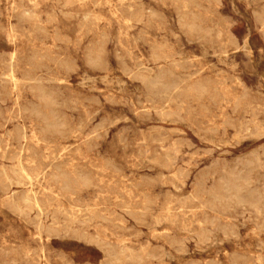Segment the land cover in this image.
Returning a JSON list of instances; mask_svg holds the SVG:
<instances>
[{
	"label": "rangeland",
	"instance_id": "1",
	"mask_svg": "<svg viewBox=\"0 0 264 264\" xmlns=\"http://www.w3.org/2000/svg\"><path fill=\"white\" fill-rule=\"evenodd\" d=\"M262 5L0 0V264H263Z\"/></svg>",
	"mask_w": 264,
	"mask_h": 264
},
{
	"label": "bare ground",
	"instance_id": "2",
	"mask_svg": "<svg viewBox=\"0 0 264 264\" xmlns=\"http://www.w3.org/2000/svg\"><path fill=\"white\" fill-rule=\"evenodd\" d=\"M31 1V0H30ZM209 1V0H208ZM221 1V0H220ZM250 1V0H249ZM206 2H207V0H206ZM211 2V1H210ZM212 3V2H211ZM257 3V2H256ZM214 4V3H213ZM250 4V3H249ZM254 4V3H253ZM182 5V4H181ZM189 5V4H188ZM190 6V5H189ZM262 7H264V5H262ZM181 8V7H180ZM190 8H192V7H190ZM262 9V8H261ZM264 9V8H263ZM262 9V10H263ZM257 11V10H256ZM255 11V12H256ZM264 11V10H263ZM192 12H193V10H192ZM195 12V11H194ZM193 12V14H195ZM27 13H29L28 11H27ZM257 13V12H256ZM259 13V12H258ZM9 14V13H8ZM24 14H26L25 12H24ZM155 14V13H154ZM156 15V14H155ZM258 15H260V14H258ZM262 15H263V12H262ZM262 15H260V16H262ZM259 16V17H260ZM195 17V16H194ZM18 18V17H17ZM183 18V17H182ZM195 19H196V17H195ZM197 20V19H196ZM196 22V21H195ZM194 21H191L190 23H189V27H190V29H192V31H194L195 29H197V24L195 23ZM11 23V22H10ZM183 24V23H182ZM99 25H101V24H99ZM96 26H98V25H96ZM199 26V25H198ZM187 29V28H186ZM99 30V29H98ZM182 30V29H181ZM103 31V30H102ZM184 31V30H183ZM231 31V30H230ZM105 32V31H104ZM97 33H100L99 31L97 32ZM146 34V33H145ZM184 34H185V32H184ZM106 36H108L107 35V33H106ZM96 37V36H95ZM93 38V37H92ZM95 39V38H94ZM104 39V38H103ZM237 39V38H236ZM248 39V38H247ZM246 39V40H247ZM237 42V41H236ZM241 42V41H240ZM163 44V43H162ZM232 45H233V43H232ZM235 45H236V43H235ZM245 45V44H244ZM246 46V45H245ZM104 47V46H103ZM164 47V46H163ZM237 47H238V45H237ZM106 48V47H105ZM252 50V49H251ZM92 51V50H91ZM157 52V51H156ZM225 52H227L226 50H225ZM156 54V53H155ZM217 55H221V54H218V53H216ZM227 54V53H226ZM254 54V53H253ZM67 56V55H66ZM102 57V56H101ZM202 57V56H201ZM219 57V56H218ZM252 57H253V55H252ZM58 59H59V57H58ZM106 59V58H105ZM96 60V59H95ZM94 60V61H95ZM109 60V59H108ZM158 60V59H157ZM184 60V59H183ZM177 61V60H176ZM172 62V61H171ZM75 63H76V61H75ZM74 63V64H75ZM126 63V62H125ZM223 63V62H222ZM186 64V63H185ZM211 64V63H210ZM217 64V63H216ZM10 65H13V62L11 61V64ZM143 65H144V63H143ZM174 65V64H173ZM184 65V64H183ZM182 65V66H183ZM187 65V64H186ZM218 65V64H217ZM145 66V65H144ZM175 66V65H174ZM177 66V65H176ZM178 67V66H177ZM184 67H185V65H184ZM126 68V67H125ZM165 69H166V67H164ZM181 68V67H180ZM185 68H188V65H187V67H185ZM127 71V70H126ZM125 71V72H126ZM214 71V70H213ZM212 71V72H213ZM12 72H13V69H12ZM200 72H201V70H200ZM112 73H113V71H112ZM124 73V72H123ZM127 73V72H126ZM192 73H193V71H192ZM214 73V72H213ZM125 74V73H124ZM128 74V73H127ZM127 74H125V75H127ZM187 74V73H186ZM195 74V73H194ZM217 74V73H216ZM53 76V75H52ZM52 76H51V78H52ZM88 76H90V74L88 73ZM110 76V75H109ZM167 76V75H166ZM187 76H189V75H187ZM218 76V75H217ZM54 77V76H53ZM57 77V76H56ZM92 77V76H91ZM90 77V78H91ZM94 77V76H93ZM92 77V78H93ZM130 77V76H129ZM207 77H209V76H207ZM90 78H88V80H90ZM136 78V77H135ZM54 79V78H53ZM52 79V80H53ZM85 79V78H84ZM113 79V78H112ZM123 79V78H122ZM239 79V78H238ZM22 80V79H21ZM55 80H57V78H55ZM150 80V79H149ZM64 81V80H63ZM88 82V81H87ZM77 83V82H76ZM85 83V82H84ZM155 83V82H154ZM153 83V84H154ZM211 83V82H210ZM118 84H119V82H118ZM166 85H167V83H165ZM180 84V83H179ZM179 84H177V85H179ZM234 84V83H233ZM12 85V84H11ZM121 85V84H120ZM155 85H156V83H155ZM155 85H154V87H155ZM164 85V84H163ZM164 86L165 87V89L167 90V91H170V90H172V85H169V86ZM215 85V84H214ZM13 86V85H12ZM148 86V85H147ZM204 86H206V85H203V83H202V81L201 82H199L198 84H194V85H190L189 87H188V91H186L188 94H190L192 91H194V90H198L197 92H198V94H199V92H200V90L201 89H203V87ZM180 87V86H179ZM177 88V87H176ZM96 89V88H95ZM179 89V88H178ZM204 89H206V88H204ZM204 89H203V91H204ZM247 89V88H246ZM206 91V90H205ZM158 92H161L160 90L158 91ZM157 92V93H158ZM259 92V91H258ZM154 93V92H153ZM166 93V92H165ZM241 93V92H240ZM136 94V93H135ZM150 94H151V92H150ZM168 94V93H167ZM151 95H153V94H151ZM165 95V94H164ZM203 94H201V96H202ZM130 96H132V95H130ZM191 96V95H190ZM197 97H199L200 98V96H198V95H196ZM98 97V96H97ZM168 97V96H167ZM194 97V96H193ZM100 98V97H99ZM161 98H162V95H161ZM227 98V97H226ZM225 98V99H226ZM261 98V97H260ZM101 99V98H100ZM249 99V98H248ZM200 100V99H199ZM229 100V99H228ZM41 102V101H40ZM96 102V101H95ZM55 103V102H54ZM185 103V102H184ZM203 103V102H202ZM131 104H132V102H131ZM19 105V104H18ZM146 105V104H145ZM202 105V104H201ZM144 108V107H143ZM147 108V107H146ZM145 109V108H144ZM136 111V110H135ZM165 111V110H164ZM228 111V110H227ZM167 112V111H166ZM139 114H141V113H139ZM145 115V114H144ZM128 119H129V117H127ZM126 119V118H125ZM234 119V118H233ZM50 121V120H49ZM59 125V124H58ZM233 125H234V123H233ZM60 126V125H59ZM53 127V126H52ZM141 129V128H140ZM183 129V128H182ZM236 130V129H235ZM10 131V130H9ZM31 131H33V130H31ZM186 131V130H185ZM26 134V133H25ZM75 134V133H74ZM123 134V133H122ZM124 134H125V132H124ZM25 136V135H24ZM122 137H123V135H122ZM120 138V137H119ZM26 139V138H25ZM122 140H123V138H122ZM9 141V140H8ZM121 142H123V141H121ZM23 143V142H22ZM124 143H125V141H124ZM14 144V143H13ZM12 144V145H13ZM53 144H56V143H53ZM9 145H11V144H9ZM2 146V145H1ZM6 149V148H5ZM2 150V149H1ZM3 151V150H2ZM79 152V151H78ZM264 153V152H263ZM62 156V155H61ZM158 156V155H157ZM257 156V155H256ZM240 157H242V156H240ZM246 157V156H245ZM158 158V157H157ZM254 158H256L255 156H254ZM240 159V158H239ZM245 159H248V158H245ZM256 160L258 161V159L256 158ZM244 161V160H243ZM247 161H249V160H247ZM255 161V160H254ZM254 161H253V163H254ZM262 161V160H261ZM241 162H242V158H241ZM251 162V161H250ZM260 162V161H259ZM264 162V161H263ZM242 163H244L245 164V162H242ZM241 163V164H242ZM253 163H250L251 165L253 164ZM239 164V163H238ZM255 164H256V162H255ZM240 165V164H239ZM243 165V164H242ZM250 165V166H251ZM254 165V164H253ZM256 165H258V164H256ZM245 166V165H244ZM247 167V166H246ZM252 167V166H251ZM257 168L259 167V166H256ZM255 166H254V168H256ZM253 168V169H254ZM263 169V168H262ZM258 170V169H257ZM249 171V170H248ZM250 171H253V170H250ZM254 171H255V169H254ZM25 172V171H24ZM244 172V171H243ZM257 172V171H256ZM174 174V173H173ZM244 174H245V172H244ZM257 174V173H256ZM20 175V174H19ZM229 175V174H228ZM252 176L254 175V174H251ZM259 175L261 176V174L259 173ZM127 176V175H126ZM147 176V175H146ZM151 176V175H150ZM237 176H239V174L237 175ZM244 176V175H243ZM242 176V177H243ZM257 176V175H256ZM255 176V177H256ZM259 176V177H260ZM264 176V175H263ZM246 177V176H245ZM248 177H250V176H248ZM150 178V177H149ZM220 178H221V176H220ZM253 178V177H252ZM261 178H262V176H261ZM226 179H227V177H226ZM232 179V178H231ZM230 179V180H231ZM240 179V178H239ZM244 179V178H243ZM242 178H241V180H243ZM247 179V178H246ZM250 179V178H249ZM257 179H258V176H257ZM257 179H256V181H257ZM260 179V178H259ZM263 179H264V177H263ZM30 180H31V177H30ZM220 180H222V179H220ZM240 180V181H241ZM246 181V180H245ZM260 181V180H259ZM263 181V180H262ZM261 181V182H262ZM224 182V181H223ZM225 182H226V180H225ZM224 182V183H225ZM229 182V181H228ZM235 182V181H234ZM238 182V181H237ZM241 182H243V181H241ZM249 182H253V181H249ZM32 183V182H31ZM164 183H165V181H164ZM239 183V182H238ZM254 183V182H253ZM137 184V183H136ZM220 184V183H219ZM229 184V183H228ZM244 184V183H243ZM247 184H249V183H246L245 184V186L247 185ZM242 185V184H241ZM240 185V186H241ZM260 185V184H259ZM145 186V185H144ZM151 186V185H150ZM225 186H227L226 184H225ZM225 186H223V189H224V187ZM230 186H232L231 184H230ZM230 186H227V188H229L230 189ZM244 186V185H243ZM149 187V186H148ZM233 187V186H232ZM236 187V186H235ZM234 188V187H233ZM239 188V187H238ZM237 188V189H238ZM241 188H245V187H241ZM146 189H148V188H146ZM146 189H144L145 191H146ZM215 189H216V187H215ZM247 189H249V188H247ZM255 189H256V187H255ZM260 189V186H259V188H258V190ZM263 189V188H262ZM33 190V189H32ZM143 190V191H144ZM224 190H226V188L224 189ZM228 190V189H227ZM142 191V190H141ZM229 191V193H231L232 191H230V190H228ZM235 191V190H234ZM237 191V190H236ZM248 191V190H247ZM262 191V190H261ZM260 191V192H261ZM33 192H34V190H33ZM140 192V191H139ZM224 192V191H223ZM226 192V191H225ZM241 192H242V190H241ZM141 193V192H140ZM143 193V192H142ZM146 193H147V191H146ZM149 193V192H148ZM163 193V192H162ZM229 193H228V195H227V198L229 197ZM234 193V192H233ZM236 193V192H235ZM249 193V192H248ZM255 193H257V192H255ZM262 193V192H261ZM127 194V193H126ZM150 194V193H149ZM225 194V196H226V193H224ZM244 194V193H243ZM260 194V193H259ZM128 195H129V193H128ZM231 195H233V194H231ZM239 195V194H238ZM238 195H233V197L234 196H238ZM249 195V194H248ZM251 196V195H250ZM263 196V195H262ZM150 197V196H149ZM148 196H147V198H149ZM158 197V196H157ZM241 197H242V195H241ZM252 197V196H251ZM264 197V196H263ZM146 198V197H145ZM155 198V197H154ZM237 198H240V196L239 197H237ZM243 198V197H242ZM245 198V197H244ZM28 200H30V198H27ZM150 199V198H149ZM152 199V198H151ZM158 199V198H157ZM224 199V198H223ZM230 199H233V198H231L230 197ZM246 199V198H245ZM259 199V198H258ZM33 200H34V202L35 203H38V199L37 198H33ZM156 200V199H155ZM234 200V199H233ZM232 200V201H233ZM238 200V199H237ZM239 200H241V198L239 199ZM264 200V199H263ZM24 201H25V199H24ZM27 201V200H26ZM147 201V200H146ZM156 201H158V200H156ZM243 200H241V202H242ZM247 201H248V199H247ZM246 201V202H247ZM254 201V200H253ZM155 202V201H154ZM168 202V201H167ZM234 202H235V200H234ZM249 202V201H248ZM258 202V201H257ZM261 202H262V204L264 203L262 200H261ZM147 203V202H146ZM155 203H157V202H155ZM169 203V202H168ZM217 203V202H216ZM215 203V204H216ZM242 203H244V202H242ZM148 204V203H147ZM232 204V203H231ZM146 205V204H145ZM244 205V204H243ZM258 205V204H257ZM261 205V204H260ZM239 206V205H238ZM245 206V205H244ZM254 206V205H253ZM232 207V209H233V206H231ZM257 207V206H256ZM260 207V206H259ZM263 207V206H262ZM40 208V207H39ZM169 208V207H168ZM167 208V209H168ZM250 208V207H249ZM255 208V207H254ZM261 208V207H260ZM262 209V208H261ZM41 210V209H40ZM230 210V209H229ZM234 210V209H233ZM236 210V209H235ZM247 210V209H246ZM263 210V209H262ZM164 211H166L165 209H164ZM264 211V210H263ZM260 212V211H259ZM262 212V211H261ZM263 213V212H262ZM261 214H259V216H260ZM149 216V215H148ZM74 218V217H73ZM165 218V217H164ZM245 218V217H244ZM143 219V218H142ZM258 219H259V217H258ZM216 220V219H215ZM239 220V219H238ZM218 222V221H217ZM219 223V222H218ZM262 225V224H261ZM264 227V226H263ZM254 229V228H253ZM262 230V229H261ZM169 232V231H168ZM1 233V232H0ZM165 234H166V232H164ZM255 233H257V232H255ZM168 234V233H167ZM169 235H171L170 233H169ZM5 236V235H4ZM164 237V236H163ZM6 241V240H5ZM184 241V240H183ZM186 241V240H185ZM7 242V241H6ZM222 242V241H221ZM9 243V242H8ZM14 243V242H13ZM173 244V243H172ZM184 246V245H183ZM29 250V249H28ZM43 252H44V250H43ZM237 254V253H236ZM235 255V254H234ZM262 255V254H261ZM246 256H248V255H246ZM258 257H259V254L257 255ZM264 256V255H263ZM263 256H261L262 258H263ZM261 257L259 258L260 260H261ZM231 258V257H230ZM239 258V257H238ZM248 258H250V257H248ZM240 259V258H239ZM244 259V258H243ZM245 260V259H244ZM238 261V260H237ZM241 261V260H240ZM198 263H199V261H197ZM211 262V261H210ZM239 262V261H238ZM242 262V261H241ZM263 262H264V260H263ZM263 262H261V263H263ZM40 263V262H39ZM240 263V262H239ZM200 264V263H199ZM217 264V263H216ZM237 264V263H236ZM241 264V263H240ZM264 264V263H263Z\"/></svg>",
	"mask_w": 264,
	"mask_h": 264
}]
</instances>
